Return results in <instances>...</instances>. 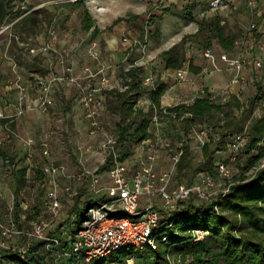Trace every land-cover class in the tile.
Wrapping results in <instances>:
<instances>
[{
	"label": "built area",
	"instance_id": "built-area-1",
	"mask_svg": "<svg viewBox=\"0 0 264 264\" xmlns=\"http://www.w3.org/2000/svg\"><path fill=\"white\" fill-rule=\"evenodd\" d=\"M69 1L76 2L77 0ZM225 1L208 0V6L212 11H216L224 6ZM244 2L248 12V27L245 36L239 37L235 41L237 50L234 49L233 54L223 51L218 55L215 54L214 47H207L202 51L203 58L210 62L211 67L205 72L221 71L222 68L217 63L219 60L232 71L229 83L217 93L202 88L190 100L173 101L168 105L160 104L157 106L152 100L151 94L154 90V83H150V77L142 80V87L147 91L134 102L133 111L135 113L140 112L148 119L147 132L149 136L136 147L135 153L124 161L119 160V154L114 150L116 138L112 135L107 136L102 125V118L109 112L99 93L104 89H112L111 78L105 75L103 65L96 69L85 66L78 76L55 73H48L43 76L35 74L28 84H23L18 75L14 78L13 83L18 90L19 101L17 115H23L33 107L47 113L54 105L53 91L56 85L76 86L78 89L76 97L81 107L83 119L88 126L87 133L92 138L100 137V135L105 136L103 141L84 147L85 154L105 148L113 150L112 166L106 171L110 183L105 185H101L103 179L101 173L81 172L68 176L63 173L60 167L48 162L42 164L40 170L45 177L43 186L46 187L43 201L51 214L59 215L61 208L56 180L62 175L73 178L81 185L87 183L94 194H101L105 197V201L99 205L88 208V218L82 226L74 229L72 226L62 229L69 248L64 249L59 257H73L83 264H88L92 260L106 258L112 252L124 247H131L137 252L147 248L155 250L159 242L156 235V232L159 231V222L169 218L181 203L192 199L194 203L211 205L229 193L232 186L233 171L224 162H215L214 173L199 172L191 181H187L177 174V164L184 152V147L189 146V143L192 142L194 148L202 151L203 146L215 141L217 130L214 126L205 123V119L200 120L189 111L180 112L175 108L179 105L189 106L196 97H207L209 100L219 103L227 102L233 89L243 83L242 73L245 68L252 65L257 73L256 83L262 84L260 85L262 95L257 100L243 130L230 137L227 147L229 159L235 160L238 152L246 145V135L250 123L260 118L264 113V58H250L244 53V50L248 45L247 35L254 31H260L264 34V27L260 24L263 13L258 0H244ZM11 25L12 23L3 27L0 34L9 29ZM22 45L31 55L46 54L51 49L50 45L45 44L32 46L30 43H22ZM99 49L96 43L89 47L88 55L91 59L96 61L100 59L101 50ZM67 72L70 73L71 69L68 68ZM165 73L164 75L167 76ZM174 77L181 83L188 80V67L184 65V67L175 70ZM86 79H98V84L93 87H84L82 81ZM32 87L36 89V95L33 100H30L29 94ZM4 118L12 120L14 116H5L0 111V120ZM186 120H190L192 124L187 131H183L179 126ZM7 131L9 135H14L9 129ZM41 146L42 156L44 158L49 157L48 142L43 141ZM258 146L264 147V139L258 143ZM32 157L33 152L30 150L27 158L31 160ZM33 176H36L35 172H33ZM229 181L230 184L227 185ZM65 191L72 192L71 187L67 186ZM143 204L144 208L142 209ZM21 208L25 211L28 206L22 202ZM215 209L217 210V206ZM75 219L72 216L70 221L73 222ZM53 225L52 220L41 218L32 222L30 230H20L14 224H10V227H2L0 223L4 235L11 233L23 236L28 247L38 242H47V248L50 245L55 247L60 244L59 240L50 234L58 227ZM187 234L192 237L193 241L198 242L204 239L207 232L195 229L188 231ZM169 239V232L165 230L162 241L166 242ZM23 256L26 254L23 253ZM126 263L134 264V258H127Z\"/></svg>",
	"mask_w": 264,
	"mask_h": 264
},
{
	"label": "trees",
	"instance_id": "trees-1",
	"mask_svg": "<svg viewBox=\"0 0 264 264\" xmlns=\"http://www.w3.org/2000/svg\"><path fill=\"white\" fill-rule=\"evenodd\" d=\"M25 1L0 0V30L12 23L9 28L11 36L8 53L18 65L23 66L28 72L43 76L48 74L49 70L42 65L44 59L42 54L32 55L30 58L29 53L24 50L25 47L23 48L19 44L35 42L41 17L45 15L46 10L43 8L31 10L33 7L31 5L23 8L22 3ZM80 7H82V11L79 13L82 30L87 33L91 30V36L94 38L99 32L95 25V19L88 8L84 7V0H78L73 6L74 9ZM216 11L214 14L203 16L202 19L196 21L198 26L196 32L184 35L177 43L158 54L165 70L175 71L184 67L187 62L186 44L190 38L201 33H206L202 41V48L212 47L213 41H216L224 52H234L235 41L240 37L241 32ZM161 12L162 14L175 12L184 17V13L190 14V8L179 10L177 6L173 5L163 7ZM139 17V15H131L129 18L137 20ZM149 19L155 28L154 36L159 37L161 35V17L151 15ZM122 21H126V18L116 19L113 25ZM142 34L144 35L145 31ZM134 48L128 50V54L134 52ZM189 69L195 70L191 61H189ZM142 72L141 67L133 65L126 72L120 73L123 90H104L107 111L119 116L114 133L120 161H124L134 154L136 147L149 136L147 132L148 119L140 112L133 111L134 102L147 91L142 87ZM165 91L166 84L154 83V90L151 94L152 100L157 106H160V100ZM260 95H262V88L258 86L256 93L246 104L241 103L235 96H231L224 103L213 102L207 97H196L189 106H177L175 108L177 111H189L200 120H206L212 116H216L218 119L216 140L202 147V160L194 162L191 150L186 145L177 164V174L179 176L189 175L193 178L199 172L214 173L216 154L227 150L230 137L243 130L240 124L251 116ZM62 102L61 111L66 115L71 110V102L67 100ZM4 121L10 125L7 128L12 132V120ZM191 124L190 120H186L179 128L187 131ZM246 137L247 143L237 155L239 156L241 153L246 155V164L239 165L241 170L238 176L234 177V184L228 194L220 197L211 205L194 203L192 199L181 203L169 218L159 222V231L156 232L159 242L155 250L147 248L137 252L131 249L123 255L110 259V256L116 252L114 251L106 258L95 259L88 264H127L126 259L130 257L134 258V264H264V166H262L264 147L258 146V143L264 139V113L260 118L250 123ZM2 156L6 157L5 159L10 163L8 170L14 181L11 221L21 226L23 224L21 202L24 201L27 190L26 168L18 167L14 157L5 154ZM112 157V154L108 156L101 166V171L111 168ZM251 169L253 173L246 175ZM93 195L96 197H90L74 207L73 217L76 219L73 222L60 223L53 232V236L59 240L60 244L47 248V242L35 243L28 247L26 256L13 249L0 251V264H83L73 257H59L64 249L69 248L62 229L64 227L71 228V226L72 229L79 228L88 218V208L105 201L103 195ZM215 206H217V210ZM201 220H212L213 228L199 226L198 221ZM195 229L207 232L203 240L195 242L187 234L188 231ZM165 230L169 232L170 239L163 242L162 235ZM128 248L131 247H124L117 251Z\"/></svg>",
	"mask_w": 264,
	"mask_h": 264
},
{
	"label": "crops",
	"instance_id": "crops-1",
	"mask_svg": "<svg viewBox=\"0 0 264 264\" xmlns=\"http://www.w3.org/2000/svg\"><path fill=\"white\" fill-rule=\"evenodd\" d=\"M110 1L113 0H106L104 2H101V5H98L101 6L99 7L100 10H98V12L96 13L92 12V16L95 19V25L99 30L98 34L94 38L91 36V30L88 33L83 31L81 20L78 21L77 18H74L75 13L73 11L76 10L77 13H81L82 11H80V9L73 8L76 2H71L69 0L63 2L62 0H26L25 3H22L23 8L25 6L31 5L33 6L31 10L40 8L46 10L45 15H42L41 17V23L39 25V32L36 36V40L35 42L30 44L32 46H37L40 44L51 46L49 53L42 54L44 58L42 65L49 70V73H55L59 75L69 74L71 76L80 75L83 67L88 66V63H95L93 67L94 69L103 65L105 69L111 67V69L114 70L118 67L117 64L119 62H117V60H124L122 57L125 58L124 52L128 49V47H130L129 43L135 35V32L137 31L136 23L139 20L133 18L130 19L129 17L131 15L140 16V13H137L135 10V0L127 1L128 6L126 8L127 11L125 12L128 13V16L126 17L125 13H119V0L118 4L115 7L114 4L110 3ZM148 1L151 3L155 0ZM161 1L172 2V0H156V2ZM258 2L263 13L260 24L262 27H264V0H258ZM163 7L168 6L166 4ZM216 12L225 17V19L229 21L230 25L234 26L241 32L240 38L242 36H245L248 27V12L244 0H226L224 6ZM151 14L156 15L152 12ZM168 15L171 14H165L163 17H167ZM121 17L126 18V21H122L116 25H113V22ZM10 36V29H6L0 34V111H2L5 116H14V118H12V123L13 134H15L14 136H9L8 134L9 132L7 131V127H10V125H7V121H4L8 118L1 119L0 157L2 156V154L14 157L18 167L26 168L27 178L28 167L26 166V164L28 162L25 164L24 160H27L29 162H31L32 160L34 162V164L32 163V167H34L36 170H40L42 164L44 163L41 146L43 141L48 142L49 150L51 151L55 152L57 148L61 147L60 139L57 136V132L55 133L53 131L52 125L54 123L53 121H55L56 119L55 115H64L61 111V108L63 107L62 101L67 100L71 102V110L66 113V115H70L71 117L76 118L78 117V115L80 116L82 112L80 104L76 97L78 91L76 86L56 85L53 91L54 105L49 109L47 113H43L39 109L33 107L32 109L27 110L23 115H17L19 102L18 90L14 86L13 80L18 75L23 84H28L31 81V77L35 74L28 72L23 66L18 65L15 62L14 58L8 53ZM95 39L97 40V42L100 41L99 43L103 48L104 53L111 56L114 60L112 65L108 63H102L100 61L102 60L101 55L100 59L97 61L91 59L88 55L89 47L92 44L96 43V41H93ZM122 39L126 40L127 42L122 43ZM87 40H91L90 43H87ZM247 40L248 45L245 48L244 53L250 58H264V34H262L260 31H254L252 32V34L247 35ZM19 45L24 48V46H22V43H20ZM235 49L237 50L236 47ZM24 50L27 51L26 48ZM214 50L215 54L217 55L223 52V50L217 43L214 46ZM160 51L151 52V54L154 56L155 54H159ZM29 57H32L30 53ZM202 57L200 59H197L198 62L191 61L192 67L195 70L189 69V61L186 62L185 65L188 67L189 76H191V78H195V81H191L190 84L187 82L189 85H186V87H184V83H178V81L174 77L173 70H165L164 68H162L164 71L161 74L160 82L166 84V91L161 97V105L171 104L173 101H176V99H178L177 97L188 91H190L191 93L193 92L191 98H193L202 88L206 89L209 92L217 93L229 83L232 77V71L230 69H228L222 62L217 60V63L222 68V70L206 73V69H211L210 62ZM106 58H108V56H106ZM68 68L71 69L70 73L67 72ZM112 70L111 78L115 77V73ZM164 72L167 73V76L164 75ZM242 75L244 78L243 83L237 85L233 89L228 97V100L231 98V96H235L241 103H244V101L242 100V94L245 91V87L251 88L252 93L255 94L256 88L262 85L260 83H256L257 73L252 65H248V67L243 71ZM96 84H98V79H89L88 81L83 82L82 86L90 87L92 85L95 86ZM184 88H186V90ZM175 94L177 95L176 97ZM35 95L36 89L32 87L30 89L29 99L33 100L35 98ZM81 132H83V134L85 135L87 132L86 128L82 129ZM88 138H91L93 140V144H96L99 137L92 138L88 135ZM30 150H32L33 152V157L31 160L27 158L28 152H30ZM46 159H48V157ZM41 175L44 180L45 177L43 176L42 172ZM34 177H38V175L36 174V176ZM105 177H107V175L103 176V179ZM4 181L9 183V191L12 193L13 197L14 181L11 172H3V168L2 166H0V198L4 197ZM108 183H110L109 179L107 184ZM26 197L27 195L24 197V200H26ZM1 202L2 200L0 199V203ZM22 202L24 203L25 201ZM28 213H30V210L28 211ZM59 225L60 224L54 226Z\"/></svg>",
	"mask_w": 264,
	"mask_h": 264
},
{
	"label": "rangeland",
	"instance_id": "rangeland-1",
	"mask_svg": "<svg viewBox=\"0 0 264 264\" xmlns=\"http://www.w3.org/2000/svg\"><path fill=\"white\" fill-rule=\"evenodd\" d=\"M106 0H84V7L88 8L91 15L92 12L96 13L98 10H100L98 5H101V2H104ZM128 0H119V13H125V17L128 16V13L126 8L128 6L127 4ZM177 2V3H176ZM111 4H114V7L118 4V0L110 1ZM176 3V4H174ZM167 6H177L179 10L190 8V14L187 15L185 13L183 14L184 17L177 13H172L171 15H168L167 17H163L165 14H162L161 9L164 5ZM135 10L137 13H140L139 20L137 21V31L135 32V35L130 40V47L124 52V57H122L124 60L120 59L119 62L114 70L111 69V67H108L105 69L104 73L107 77L111 78V70L114 71L115 77L111 78V85L112 89H118L123 90L122 87V78L120 76V73L126 72L129 68H131L133 65L139 66L142 68L143 72L142 74V80L146 79L147 77L151 78L150 83H159L161 80V74L163 73V67L161 65V61L158 57V54L154 57L151 52H157L160 50H164L165 48L171 47L173 44L177 43L184 35H189L197 31V24L196 21L203 18V16H210L214 14V11L209 8L208 6V0H172V2H156L152 1L151 3L148 0H135ZM131 6V5H130ZM157 6V7H156ZM80 11L82 10V7L78 8ZM75 13L74 18H77L79 21V13L77 11H73ZM155 13L156 16L161 17V35L159 37L154 36V25L151 24V20L149 19V16L153 15L151 14ZM118 13V14H119ZM127 13V14H126ZM164 19V21H163ZM143 31H145V34L143 35ZM143 35V37H142ZM206 33H201L196 37L190 38L186 44L187 48V61H197V59H200L202 57V51L204 48L202 45V41ZM142 37V40H141ZM91 41V40H90ZM89 40H87V43H90ZM96 44L99 48H101V58L100 60L102 63H108L110 65L113 64L114 60L111 56L104 53L103 48L100 45V41ZM92 41V42H93ZM122 43L127 42L126 40L122 39ZM86 42V41H84ZM216 45V41H213V47ZM100 45V46H99ZM135 47V48H134ZM134 52L128 54V50L133 49ZM100 50V49H99ZM161 52V51H160ZM108 56V58H106ZM203 58V57H202ZM112 59V60H111ZM108 61V62H107ZM95 63H88V66L94 67ZM110 68V69H109ZM109 69V70H108ZM195 73V72H194ZM78 76V75H77ZM195 78H191L189 76L188 80H186L184 83V87L186 85L188 86L190 82L195 81ZM89 79H86L82 81L83 82L88 81ZM189 84H188V83ZM181 83V82H178ZM94 85L90 86L93 87ZM186 90V88H184ZM105 90V89H104ZM104 90H102L99 95L104 99L105 101V94ZM176 93V92H175ZM193 93V92H192ZM192 93L190 91L184 92L182 95L177 97L176 102H181L184 100H188L192 97ZM171 96V95H170ZM174 96V95H172ZM177 95L175 94V97ZM254 96L252 93V89L249 87H245V91L242 94V100L244 103H248V101ZM56 119L53 121L52 129L56 133L57 136L60 139V148H57V150L51 151L49 150V157L48 159L44 158V162H48L53 164L54 166L60 167L61 170H63V173L65 175L71 176L76 173L81 172H90V173H101L103 176H106V171H101V166L105 163L108 156L112 154L113 150L111 149H101V150H95L93 152H87L85 154L84 147L87 145H92L93 140L88 138L89 133L86 132V137L83 134L82 129L86 130L88 129L86 121L83 119V114L78 115V117L73 118L70 115H63L60 116L59 114L55 115ZM249 118H246L243 120V123H241V127H244L248 121ZM218 119H216V116H212L210 118H206L204 120L205 123L216 127L218 124ZM119 121V116L116 114L108 113L105 117L102 118V125L104 129V133L109 136L112 135L115 137L114 129L116 122ZM81 130V131H78ZM216 130L217 127H216ZM85 133V132H84ZM13 134V130H12ZM15 134V133H14ZM14 136V135H9ZM16 137V136H15ZM105 136L100 135L97 142L103 141ZM216 138V137H215ZM216 140V139H215ZM189 147L191 149V155L194 159V162H199L202 160V151H198L197 148H194V143H189ZM114 150L117 152L116 147H114ZM6 155V154H5ZM9 156V155H8ZM10 157V156H9ZM6 157L1 156L0 157V166L3 168V172H8L9 168V161L5 159ZM163 160V159H162ZM247 157L244 154H240L239 156H236V160H230L228 157V150H225L223 152H219L216 154V162L221 161L225 164L229 165L230 168L233 171V178L231 180V183L234 184V177H237L241 168L239 165L244 166L246 164ZM42 161V160H41ZM27 168V197L25 203L27 204L28 208L23 211L21 214V219L23 221V224L21 226H18L17 224H14L11 221V210L13 206V197L12 193L9 191V183L6 181L3 182V187L5 188V191L3 192L2 202L0 203V223L2 227H10V224H14L16 228L20 230L28 229L30 230V227L32 226V222L37 221L38 219H49L53 221L54 225L57 224H65L67 221L71 220V217L73 216L74 207L77 205L82 204L84 200L89 199L90 197H96L94 196V191L89 188L87 183H84V185L79 184L77 181H75L73 178H68L65 176H61L57 178V188L60 196L61 201V208L59 211V215L56 216L51 214L50 211L47 209L46 205L44 204V196L46 192V187L43 186V177L41 175V172L39 169H35L32 167V163L34 162L31 160V162L24 160ZM163 163V162H162ZM164 164V163H163ZM33 172H35L38 177L33 176ZM253 173V170H249L246 175H250ZM198 174V173H197ZM196 174V175H197ZM183 178H185L187 181H191L192 178L188 175H181ZM108 182V178L105 177L101 181V185H105ZM11 184V183H10ZM230 184V181L227 182V185ZM67 186L71 187L72 192H66L65 188ZM91 190V191H90ZM44 195V196H43ZM141 208H144V204L141 206ZM30 210V213L28 211ZM29 214V215H28ZM53 225V226H54ZM198 225L208 226L209 228H213V221L212 220H201L198 221ZM3 228L0 227V251L5 250H16V252H20V254L23 255V253H28L27 249V241L23 236H18L15 234L8 233L4 235ZM50 234L53 235L51 232ZM35 245V244H34ZM53 246V245H50ZM132 248H128L126 250L116 251L111 256L117 257L120 255H123Z\"/></svg>",
	"mask_w": 264,
	"mask_h": 264
},
{
	"label": "bare ground",
	"instance_id": "bare-ground-1",
	"mask_svg": "<svg viewBox=\"0 0 264 264\" xmlns=\"http://www.w3.org/2000/svg\"><path fill=\"white\" fill-rule=\"evenodd\" d=\"M115 43V42H114ZM112 45V44H111Z\"/></svg>",
	"mask_w": 264,
	"mask_h": 264
}]
</instances>
